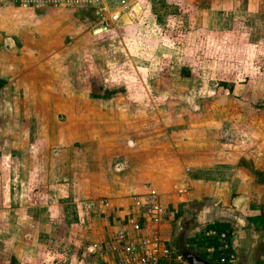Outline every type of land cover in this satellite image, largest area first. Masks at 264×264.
I'll return each instance as SVG.
<instances>
[{"label":"rangeland","instance_id":"1","mask_svg":"<svg viewBox=\"0 0 264 264\" xmlns=\"http://www.w3.org/2000/svg\"><path fill=\"white\" fill-rule=\"evenodd\" d=\"M124 1L122 13L138 16L139 32L154 29L155 25L158 27L159 38L162 32L171 37L167 41L169 44L166 43L159 50L164 55H170L166 60L171 62L167 63L164 70H135L137 77L154 76L157 82H151L148 87H133L134 93L157 96L166 92L171 93L175 99L183 97L188 92L193 95V86L180 83L179 80L183 76L179 74V69H182V74L189 75L192 64H195L196 69L194 68L192 75L202 77L207 82L203 87L204 92L201 91L205 99L198 104L192 102L190 106L188 105L189 108L209 110L211 104L208 99L214 98L217 94L218 110L239 112L241 109L246 110V118L236 116L234 118L229 115L224 121H230L240 127H254V133L258 131V127L264 126V111L260 116H256L257 111L264 110L263 41L253 42L255 39H252L243 46L245 40L216 36L218 41L216 43V39L210 36L211 32H208L211 45L201 44L204 46L201 51L206 50V53L200 54V60H186L181 58V55L180 57L177 55L175 59L176 54L171 56L166 51L171 48L178 53V48L185 44V39L183 41L176 39L179 33L186 34L188 31L183 16L188 13L192 15L197 11L190 7V4L203 9L206 8L208 0ZM110 6H116L112 0ZM0 21L2 22L1 18ZM3 27L2 22L0 30ZM154 41L137 40L132 43V48L134 51L145 48L147 51H153L154 48L150 47H154L152 43ZM52 47L53 50L50 49L49 52L40 55H19L17 51L6 52L0 38V264H110L101 252L108 242L115 240L126 229L132 219L127 198L130 202L132 196L147 193L150 184L136 177L128 181L125 170L114 166V160L110 163L111 172L108 168L111 174L104 170L108 165L94 164L95 176L89 181L93 198L90 200H100L102 203L110 200L111 207L102 208L98 203H91V206L83 205V200L80 199L81 186L75 176L80 171L85 172L86 167L83 163H77L75 175L70 179L69 155L82 161L81 151L78 154L79 148L73 151L72 147L75 142L91 138L92 135L87 134L88 128L95 131L90 140L92 142H78L79 147L83 148V159L86 157L96 159V151L90 149L92 147L90 144L97 142L104 150L112 149L118 143L114 140L116 136L109 133L106 137L104 130L118 132L120 129L122 136H125V126L121 129L120 124H137L134 128L142 130L145 119L139 115H144L147 113L144 110L152 107L161 109L162 104L156 99L146 103L137 102V107L142 111L124 117L120 123L116 111H129V108H126L128 104L124 106L125 103L110 98L112 94L126 93V89L108 82L114 77V73H117V65L120 66L122 61L128 63L125 60L129 59L123 50L125 48L117 47L110 39H94L90 44L85 34L79 35L78 38L57 40ZM242 49L243 53L240 52ZM210 51H214L212 58L209 57ZM136 59L140 61L138 57ZM25 61L29 67L19 68L18 66ZM155 64L150 66H156ZM139 65L140 63H137L136 67ZM30 67L35 69L32 70ZM7 81H10L8 87L5 86ZM210 93L214 95L209 96ZM99 97L103 101L95 102ZM168 105L178 107V102L167 103ZM97 115L100 116L99 119ZM159 116L164 115L159 113ZM150 121L151 131L156 132L149 134L147 140L144 139L146 136L138 140L141 143L145 141L147 144L152 143L151 146L154 147L155 142L161 139L160 129L163 123L156 119ZM100 157L101 161L105 162L103 156ZM131 157L135 158L133 155ZM65 177H68V180L65 181L63 179ZM63 185L67 192L61 197ZM50 187L57 191L56 198H52L48 193ZM131 193L133 195L128 197ZM116 200H119L118 203ZM50 201L55 204L49 205ZM50 212L52 217L49 218ZM123 215L126 222L124 229L115 223L116 217L120 218ZM190 217H174L170 214L162 223L161 238L167 240L171 252L177 254L180 242L187 247L190 245L187 241L202 237L201 234L200 237H188L183 232L193 223L194 218ZM200 220L202 222H197L198 227L204 224V219ZM121 223L123 225L122 221ZM262 239L261 235L256 238L255 246L245 255L241 253L243 256L239 254L245 249L244 245L240 244L239 250L235 253L230 243L231 257L227 263L235 264L236 258L240 257L241 262L244 259L243 264H264ZM191 248L195 252L204 250L203 246L196 248L193 244ZM254 253L258 254L261 260L259 257L255 259Z\"/></svg>","mask_w":264,"mask_h":264},{"label":"crops","instance_id":"2","mask_svg":"<svg viewBox=\"0 0 264 264\" xmlns=\"http://www.w3.org/2000/svg\"><path fill=\"white\" fill-rule=\"evenodd\" d=\"M59 1H61L60 4H50L41 9L1 6L0 14L2 15L0 18L4 27L0 30V38L5 51H10V53L17 51L19 55H40L49 52L57 40L63 41L68 37L78 38L83 34L90 44L94 39L113 40L117 47L125 48L123 50L129 58L125 59L128 63L122 61L121 65L125 64V66L117 65V71L115 70L117 73L113 72L114 77L110 78V81L108 80V84L123 86L126 89V93L112 94L110 98V100L114 99L125 103L124 106L128 104L126 108H129V111H116L119 122L122 123L124 117L136 115V112L142 111L137 107V102L146 103L156 99L160 100L162 104L161 109L152 107L149 110H144L147 112L144 115H139L145 119V126L142 127V130L134 128L137 124H120L121 129H124L122 126H125V136L121 135L120 129L118 132H113L114 130L111 129L108 132L104 130L106 137L107 134L112 133L117 137L114 140H117L118 143L112 149L103 150L97 142L93 141L95 143L90 144L92 146L90 149L96 151V159L93 157L83 159V148L79 147L81 142H92L90 140L95 135V131H90L87 128L86 130L89 132L87 134H91L92 136L89 135L91 138L74 143L72 150L75 151L76 148H79L78 154L81 151L82 161L73 159L71 154L69 155V164L71 165L69 178L74 177L77 163L85 165L86 171L78 172L79 169H77L78 173L75 176L76 180L79 179V186H81L82 204L91 206V203H98L102 208L111 207L110 200H106L105 203L100 200H90L93 198L89 181L93 180L95 176L94 164L108 165L104 167V170L108 171L109 168L111 172L110 163L114 160V166L117 165L125 170L128 181L136 177L150 184V190L147 193L132 196L130 202L127 198L130 206L129 212H131L130 217L138 212L139 199L152 191L157 204L163 208L167 217L171 214L174 217L191 216L190 218H194L188 229H182L188 237H198L202 233L203 226L217 223L226 226V232L230 237L229 242L232 243L235 253L239 250L240 244L244 245L245 249L239 255L243 256L249 252V249L255 246V240L260 235L263 238L261 242L264 244V182H261L264 181V126L258 127V131L254 133V127H240L230 121H224L229 115L244 119L247 117L246 110L241 109L240 112L228 109L218 110L217 94L214 98L210 99L209 97L208 100L211 104L209 110H201L199 107L189 108L188 105L190 106L192 102L198 104L205 99L201 91L204 92L203 87L207 82L202 77L192 75V72L195 71L194 68L196 69L195 64H192L189 75L182 74V69H179V74L183 76L179 80L180 83L193 86V95L188 92L177 99L171 93L166 92L157 96L137 95L132 91L133 87H148L151 82L156 83L157 81L154 76L137 77L134 71H139V69L144 71L164 70L167 63L171 62L166 60L170 55H164L159 50L166 43L169 44L167 41L171 37L162 32L161 35L159 34V38L158 27L155 25H153L154 29L143 31L144 33L139 32L138 16L122 13L123 7L119 6V0H112L116 5L113 7L110 6L111 0H84L85 3L84 1L79 2V0H68V3L65 4L62 3L64 0ZM176 5L179 6V4ZM190 7H194L197 11L192 15L188 13L183 16L188 31L186 34L179 33L176 38L178 41L185 39V44L178 48V53L171 48L166 51L171 56L176 54L175 59H177V55L178 57L181 55V58L186 60H200V54L206 53V50L201 51L204 48L201 44L210 43V36L245 40L246 43L243 46H246L252 39H255L252 40L253 42H264V0H208L206 8L201 9L194 4H190ZM114 13L118 15V18L111 21L109 16ZM118 20L119 22L116 23ZM2 22L0 21V24ZM205 27L208 29H204ZM208 32H211L212 35L209 36ZM217 38H215L216 43L218 42ZM143 39L146 41L155 40L152 42L154 47H150L154 48L153 51H147L146 48L137 50L138 52L133 50L132 43ZM213 52L210 51V58H212ZM240 52L243 53L244 50L242 49ZM136 57L140 61H137ZM137 63H140L138 67H136ZM153 63L160 67L150 66ZM18 67L28 68L29 66L27 67L25 61ZM9 84L10 81L5 82V86L8 87ZM127 87L129 88L127 89ZM222 94L224 95V91ZM211 95L214 94L210 93L209 96ZM100 98L95 102L103 101ZM174 101L178 102V107L167 106V103ZM194 107H196L195 104ZM159 110L161 111L159 112ZM263 111H257L256 116H260ZM158 112L164 116H159ZM97 117L99 119L100 116L97 115ZM153 119L163 123L160 129L161 139L155 142L154 147L151 146L152 143L147 144L146 141L141 143L138 140L143 136H146L144 139L147 140L149 134L156 132L151 131L152 121L150 120ZM241 124L245 123L241 122ZM69 153H71L70 149ZM132 155L135 157L134 159L131 157ZM100 156H103L105 162L101 161L102 157ZM56 161L59 163L58 160ZM67 178L63 179L66 181ZM61 187H63L62 197L64 194L66 195L67 188L65 190L64 185ZM48 193L52 198H56L58 195L52 187L48 189ZM130 195L133 194H129L128 197ZM116 201L118 203L119 200ZM48 204L55 203L50 201ZM48 214L49 218L52 217L51 212ZM116 218L115 223L123 228L126 224L123 220L125 216ZM202 218L204 224H200L198 227L197 222H202L200 220ZM254 255L255 259L259 257L261 260L258 254L254 253ZM242 263H244V259H242Z\"/></svg>","mask_w":264,"mask_h":264},{"label":"built area","instance_id":"3","mask_svg":"<svg viewBox=\"0 0 264 264\" xmlns=\"http://www.w3.org/2000/svg\"><path fill=\"white\" fill-rule=\"evenodd\" d=\"M84 0H79L83 2ZM59 0H0L1 6L17 7L21 9L35 8L41 9L47 5L60 4ZM68 3V0L62 1ZM85 3V1H84ZM124 0H119V6L123 7ZM116 13L110 16V20H117ZM139 199V198H138ZM135 200V199H134ZM138 212L133 214L119 236L104 247L101 255L110 264H176L181 263V258L176 252H171L167 241L161 238L160 227L167 219V215L162 207L157 204L155 194L150 191L139 199ZM202 236V234H201ZM200 237V235H198ZM201 238V237H200ZM212 246L206 249L207 258L211 257ZM219 249L225 251V257L230 259V246L223 241ZM99 251V249H97ZM224 257V258H225ZM223 258L219 259L222 263Z\"/></svg>","mask_w":264,"mask_h":264},{"label":"trees","instance_id":"4","mask_svg":"<svg viewBox=\"0 0 264 264\" xmlns=\"http://www.w3.org/2000/svg\"><path fill=\"white\" fill-rule=\"evenodd\" d=\"M226 226L220 225L217 223L207 224L202 229V237L200 239H192L190 242L196 247L203 246L204 250L200 252H195L192 250V244L187 241L190 245L187 246L188 250L195 253L198 257H201L209 262H213L215 264H220L219 259L223 258L224 261L221 264H227L228 257H225V251L219 249L220 244L225 241L227 243L228 247L230 246V237L229 233L226 232ZM212 248L211 257L207 259V252L206 249ZM177 255L178 252H177ZM225 257V258H224Z\"/></svg>","mask_w":264,"mask_h":264},{"label":"water","instance_id":"5","mask_svg":"<svg viewBox=\"0 0 264 264\" xmlns=\"http://www.w3.org/2000/svg\"><path fill=\"white\" fill-rule=\"evenodd\" d=\"M177 252L185 264H213L189 251L181 242L177 246Z\"/></svg>","mask_w":264,"mask_h":264},{"label":"flooded vegetation","instance_id":"6","mask_svg":"<svg viewBox=\"0 0 264 264\" xmlns=\"http://www.w3.org/2000/svg\"><path fill=\"white\" fill-rule=\"evenodd\" d=\"M181 260H182V259H181ZM182 262H183V261H182ZM183 263H184V262H183ZM212 263H213V262H212ZM213 264H215V263H213ZM220 264H221V263H220ZM227 264H230V262L227 263ZM235 264H243V263L241 262V259H240V258H237Z\"/></svg>","mask_w":264,"mask_h":264}]
</instances>
